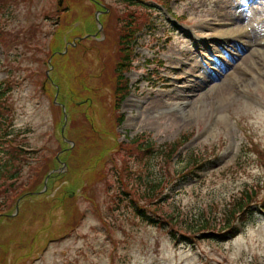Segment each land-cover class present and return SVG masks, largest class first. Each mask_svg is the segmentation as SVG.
I'll return each mask as SVG.
<instances>
[{"label":"rangeland","instance_id":"obj_1","mask_svg":"<svg viewBox=\"0 0 264 264\" xmlns=\"http://www.w3.org/2000/svg\"><path fill=\"white\" fill-rule=\"evenodd\" d=\"M14 1L0 16V87L11 86L12 138L27 149L44 148L39 154L46 153L41 163L47 176L21 175L16 181L22 184L0 216V264H264V212L254 211L226 241L198 233L203 219H218L241 190H264V0H169L167 13L155 4L153 25L134 40L127 97L120 100L123 119L114 128L120 136L113 141L90 131L93 124L86 128V114L97 127L109 128L100 116L104 99L96 91L82 93L71 74L87 70L88 57L95 79L84 84L113 86L118 32L110 19L113 7L123 6L93 0L109 9L97 19L100 8L89 0ZM87 14L89 22L81 19ZM56 19L60 27L90 28L69 38L68 29L53 42ZM59 103L68 106L65 117ZM141 132L157 143L191 136L173 168L204 156L205 164L191 170L200 178L190 176L162 200L179 226L195 233L182 232L189 239L173 238L134 216L126 204L129 194L112 176L128 139ZM248 140L259 143L258 162ZM119 141L126 143L121 153ZM54 158L58 166L51 169ZM157 163L163 158L145 159L146 181L159 176Z\"/></svg>","mask_w":264,"mask_h":264},{"label":"trees","instance_id":"obj_2","mask_svg":"<svg viewBox=\"0 0 264 264\" xmlns=\"http://www.w3.org/2000/svg\"><path fill=\"white\" fill-rule=\"evenodd\" d=\"M89 1L93 2V7H101L97 6L98 4L95 1ZM117 1L123 7L122 9L113 7V16L110 19V23L113 24L118 32L117 39L114 42V53L112 55V58L117 60L118 72L114 78L113 86L111 84L109 85L114 91V95L118 97L120 102V100L127 94L128 80L124 77V71L131 68L136 34L146 26L149 27V23L151 22L150 9L155 6L154 4L159 2L166 4L169 0ZM62 3L68 4L67 0H62ZM14 4H16L14 0H0V12L3 9L7 10L5 8H9L10 5ZM108 12L109 10L100 15H102V17H106L109 15ZM89 13H94V10ZM57 19L53 23H57L58 26L57 30L53 33V42L61 40L62 36L68 29H71L68 34L69 38L73 34L74 35L72 37H82L83 35H76L75 33L82 32L90 28L85 27V25L81 30H77L71 25L60 27V21L57 22ZM81 19L89 22V20H92L93 18L87 14L86 16H81ZM30 31L31 30H27V33H30ZM91 38L92 37L89 36L85 37L86 40H92ZM90 47H92V50L95 51V53L99 54V52L96 51L95 45H90ZM54 54L56 53L54 52L52 55ZM87 60H89L90 64H92L93 61L91 58L87 57ZM88 75L89 74L86 69L84 70L80 68L75 75L74 73L71 74V77L74 79H71V82H76L77 84L82 85L79 88L82 93L86 91H96L99 97L104 99V96H102V86L105 84H97V80L94 84V86H96L95 88L84 84L85 79L90 78ZM98 77L99 75L96 76V78ZM63 79L65 81L67 76H63ZM93 79H95L94 76ZM71 82L66 83L71 84ZM70 84L66 85L72 87ZM10 91V84L9 86H5L4 83H2L0 87V216H2V208L7 207L6 203L8 202L10 196H13L12 192L17 190L16 186H20L22 184V182L16 183L21 175H27L35 178L37 176L43 177L47 173L45 165L41 163L46 153L44 155L39 154L44 148L27 149L25 144L15 143L16 139L12 138L13 131H11V113L9 104ZM76 92L78 93V91ZM69 93L74 94L75 92L69 91ZM72 99L73 98H71V100ZM58 100L66 102V100L64 101L61 97L58 98ZM59 104L64 105L65 109L68 111L67 104ZM100 116L103 121L104 117L101 112ZM122 118L123 116L120 113L118 119L113 122L114 128L120 124ZM85 119L86 128L90 130L89 127L93 124L94 128L90 131L100 134L97 126L95 125L93 116L86 114ZM101 139L106 141L103 135H101ZM183 141L178 139L174 142H168L166 144H157L149 134H138L128 140V146L124 148V152L121 154L123 157L120 160V163L118 164L116 159V161L112 164L111 170L115 182L119 184V187L122 191H124V194H129L127 198L128 203L126 204H129L130 210H132L135 215L139 216L142 220H147L149 224L153 226H158L160 228L164 225L168 226L169 229H167V227L164 228L168 230V233L171 234L173 238H176L174 234V232H176L178 235L189 239V236L184 233L192 234L193 236H195V233H191L183 228V226H179L176 216L167 212L162 203V196H168L169 191L175 187L173 181L176 178L183 177L185 175L190 176L191 170H195V168L202 167L205 164L202 163L204 158L203 154L198 153L192 156L191 161L185 167L181 169L170 168L171 158L182 145ZM117 143L120 144L117 148L118 153H121L122 148L123 146H126V143L123 144L122 141ZM247 143L250 147L254 148V150L248 148V151L251 153L254 152L255 154L259 152L257 149L259 146L258 144L252 141H248ZM155 156H158L160 159L163 158L162 164H155L156 166H159L158 170L160 171V174L159 176H152V179L146 181V177L142 176L141 173L142 170H145V159H151ZM262 156L263 153L259 152V157ZM132 162H137L133 168L131 165ZM57 166L58 164L55 162L54 158L51 169ZM28 185L30 188V183H28ZM41 186L42 184L39 185V188ZM258 192L259 191H256V189L252 186L241 190L238 195L232 199L233 201L231 200V202H227L224 205L225 208L221 212V216L218 219H203L198 233H200L201 236H217L221 239H226L234 235L237 231L238 225L244 224L255 210L264 209V194L260 195ZM92 202L94 201L92 200Z\"/></svg>","mask_w":264,"mask_h":264},{"label":"bare ground","instance_id":"obj_3","mask_svg":"<svg viewBox=\"0 0 264 264\" xmlns=\"http://www.w3.org/2000/svg\"><path fill=\"white\" fill-rule=\"evenodd\" d=\"M102 8H104L103 4H100ZM241 7L243 8L244 5H241ZM109 10V9H108ZM241 12L239 13V15H241ZM227 16V14H225ZM217 18H220V16H217ZM198 65L196 64L195 67H197ZM184 70H181L180 73H183ZM87 73L89 74V77L93 76V67L90 64L89 68L87 69ZM224 91H226V88L221 89L220 94H222ZM102 96H104V103L101 104L102 110V116L103 118V122L104 124L108 125L109 128H100L97 127V129L99 130V132L103 135V137L107 140L113 141L114 139H116L118 137V135H120L119 131L113 132L114 131V127H113V122L116 121L118 119V116L120 114L119 108H120V102L118 97H116L114 95V91L110 88V85H103L102 86Z\"/></svg>","mask_w":264,"mask_h":264}]
</instances>
